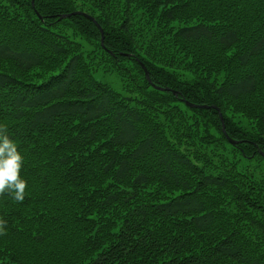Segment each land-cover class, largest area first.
<instances>
[{"label": "trees", "instance_id": "16d2710c", "mask_svg": "<svg viewBox=\"0 0 264 264\" xmlns=\"http://www.w3.org/2000/svg\"><path fill=\"white\" fill-rule=\"evenodd\" d=\"M0 131V264H264V0H0Z\"/></svg>", "mask_w": 264, "mask_h": 264}, {"label": "clouds", "instance_id": "9594fccd", "mask_svg": "<svg viewBox=\"0 0 264 264\" xmlns=\"http://www.w3.org/2000/svg\"><path fill=\"white\" fill-rule=\"evenodd\" d=\"M22 156L16 144L0 131V192H9L12 198L23 201L25 180L20 177ZM5 231V222L0 220V234Z\"/></svg>", "mask_w": 264, "mask_h": 264}, {"label": "water", "instance_id": "95a60500", "mask_svg": "<svg viewBox=\"0 0 264 264\" xmlns=\"http://www.w3.org/2000/svg\"><path fill=\"white\" fill-rule=\"evenodd\" d=\"M72 14H82V15H84V16H86V17L92 19L93 21H95L96 25L100 28V31H101V34H102V43H103V41H104V33H103V29H102L101 26L98 24V22L95 20V18H93L92 16L88 15V14L85 13V12H80V11H76V12L68 13V14H66L65 16H70V15H72ZM142 66H143V68H144L145 75H146L148 81L152 83L151 76H150V73H149L148 69L145 67L144 64H142ZM153 86H154L155 88H157V89H160V90H173V92H174L175 94H177V91H176V90L171 89V88H169V87H162V86L156 85V84H154V83H153ZM186 103H187L188 105H190V106H193V107H200V108H208V107H210L209 105L196 104V103H191V102H189V101H186ZM212 107H215V108H216V106H212ZM217 109H219V108H217ZM220 115H221V114H220ZM221 119L223 120L222 115H221ZM223 130L225 131V126H224V124H223ZM227 138L229 139V141H230L231 143H236V142H237L236 140L230 138L228 135H227Z\"/></svg>", "mask_w": 264, "mask_h": 264}, {"label": "bare ground", "instance_id": "6f19581e", "mask_svg": "<svg viewBox=\"0 0 264 264\" xmlns=\"http://www.w3.org/2000/svg\"><path fill=\"white\" fill-rule=\"evenodd\" d=\"M66 14H64L63 16H65Z\"/></svg>", "mask_w": 264, "mask_h": 264}, {"label": "rangeland", "instance_id": "374dc122", "mask_svg": "<svg viewBox=\"0 0 264 264\" xmlns=\"http://www.w3.org/2000/svg\"><path fill=\"white\" fill-rule=\"evenodd\" d=\"M112 78V77H111ZM117 83H119V82H117Z\"/></svg>", "mask_w": 264, "mask_h": 264}]
</instances>
